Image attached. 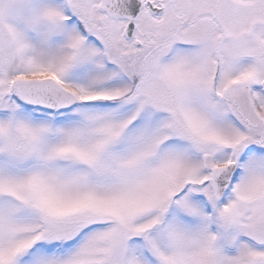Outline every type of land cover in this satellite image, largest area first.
<instances>
[{"label":"snow or ice","instance_id":"6c2138e0","mask_svg":"<svg viewBox=\"0 0 264 264\" xmlns=\"http://www.w3.org/2000/svg\"><path fill=\"white\" fill-rule=\"evenodd\" d=\"M0 264H264V0H0Z\"/></svg>","mask_w":264,"mask_h":264}]
</instances>
